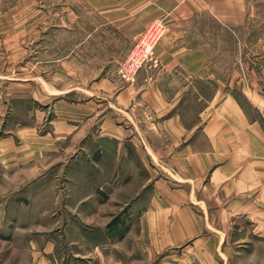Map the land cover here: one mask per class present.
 I'll return each instance as SVG.
<instances>
[{"label": "rangeland", "instance_id": "obj_1", "mask_svg": "<svg viewBox=\"0 0 264 264\" xmlns=\"http://www.w3.org/2000/svg\"><path fill=\"white\" fill-rule=\"evenodd\" d=\"M182 1L195 10L174 26L183 33L181 42L209 56L218 82L239 79L243 67L245 77L254 80L251 88L261 91L264 0H0V264H83L94 245L108 236L117 243L137 224L144 207L134 190L114 193L129 201L113 206L109 224L76 222L92 196L103 203L109 199L106 189H99L108 176L113 182L121 174L125 187L134 188V167L128 165L127 173L111 167V175H104L103 150L113 153L117 146L99 137L100 115H92L87 137L61 131L69 118L78 127L82 102L99 99L107 79L124 87L157 64L148 62L131 81L121 75L133 44L161 22L159 46L172 19L169 9ZM170 80L176 87L188 76L181 70ZM193 80L206 86L200 91L204 98L213 94L207 73ZM197 94L185 93L192 103L188 113L199 108ZM131 144L125 141L126 150H133Z\"/></svg>", "mask_w": 264, "mask_h": 264}, {"label": "crops", "instance_id": "obj_2", "mask_svg": "<svg viewBox=\"0 0 264 264\" xmlns=\"http://www.w3.org/2000/svg\"><path fill=\"white\" fill-rule=\"evenodd\" d=\"M192 10L189 2L175 3L168 33L156 49L157 64L124 87L107 79L99 99L82 102L78 127L67 118V130L61 131L87 137L92 115H100L99 137L117 146L113 153L103 150L104 175H111V167L115 173L134 167L135 187H125L121 174L113 182L108 176L99 189L105 188L109 199L103 203L92 196L76 217L78 224H109L113 206L129 201L116 192L134 190L144 207L117 243L105 237L83 264H264V72L261 91L251 88L254 80L245 77L243 67L239 79L218 82L209 56L183 44V33L174 29ZM181 70L188 82L176 87L166 82ZM206 73L214 88L209 98L200 92L206 86L193 80ZM188 91L198 92L199 108L190 113ZM146 190L148 198L142 196Z\"/></svg>", "mask_w": 264, "mask_h": 264}, {"label": "built area", "instance_id": "obj_3", "mask_svg": "<svg viewBox=\"0 0 264 264\" xmlns=\"http://www.w3.org/2000/svg\"><path fill=\"white\" fill-rule=\"evenodd\" d=\"M163 24L155 23L146 28L144 33L133 44V48L128 52L122 62L121 75L128 81L134 80L137 71L148 62H158L154 58L157 43L163 35Z\"/></svg>", "mask_w": 264, "mask_h": 264}]
</instances>
